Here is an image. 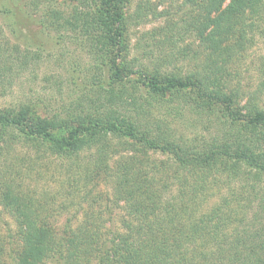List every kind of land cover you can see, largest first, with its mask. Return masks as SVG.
I'll list each match as a JSON object with an SVG mask.
<instances>
[{
    "label": "trees",
    "instance_id": "trees-1",
    "mask_svg": "<svg viewBox=\"0 0 264 264\" xmlns=\"http://www.w3.org/2000/svg\"><path fill=\"white\" fill-rule=\"evenodd\" d=\"M68 1L70 18L53 11L46 19L90 39L109 89L104 102L76 103L63 116L42 117L28 104L0 109V204L15 223L0 235V264H264V98L253 92L242 103L238 88L225 83L234 62L264 34V0H158L167 11L156 16L143 2L136 6L132 22L165 17L149 32L162 37L154 39L160 48L175 50L187 37L178 56L188 59L195 45L191 71L164 68L178 59L163 51L152 69L136 71L148 106L153 102L176 122L192 115L216 127L208 141L191 142L142 106L124 108L134 73L126 61L130 0ZM2 56L3 77L14 57ZM20 151L30 155L28 163L14 155ZM156 153L166 160L157 162ZM44 159L63 170L53 193L29 184L37 183L36 167H47ZM102 176L111 187L105 208L123 213L118 228L105 229L99 211L69 212Z\"/></svg>",
    "mask_w": 264,
    "mask_h": 264
},
{
    "label": "rangeland",
    "instance_id": "rangeland-1",
    "mask_svg": "<svg viewBox=\"0 0 264 264\" xmlns=\"http://www.w3.org/2000/svg\"><path fill=\"white\" fill-rule=\"evenodd\" d=\"M140 2L150 6L155 16L156 12L167 11L166 4H161L158 0H130L126 10V28L129 37L126 61L132 64L134 73L128 77L125 84L123 97L128 103H124V108L131 111L134 107L142 106L152 114V119H163L173 129L180 132L187 141L191 142L195 137L198 141L201 139L208 141L216 131V127L213 123L210 124L209 120L203 118V121H195L193 119L195 116L185 115L183 120L176 122V119L166 115L162 108H156L153 102H151L152 106L147 104V101L151 100L147 97L138 72H136L139 65L152 69L156 65V58L166 54L167 57L177 56L178 60H170L169 66L164 68L181 73L191 71L194 68L189 58L195 45L193 50L187 54L188 59L178 56L183 45L190 41L187 37L183 38L184 42L175 44L178 46L175 50L173 47L160 48L156 45L154 39L161 40L162 37L152 38L149 32H156L158 27L163 26L165 17L154 18L149 14L143 23L132 22V15ZM3 4L7 12L2 9ZM73 5L68 0H0V74L1 69L6 67L2 54L14 57L13 60L6 61L7 67L11 70L6 71L5 76H0V109L28 104L36 110L38 115L51 117L52 115L63 116L76 103L87 107L90 105L88 104L90 100H96L98 97L104 102L105 92L109 89L107 87L109 80L107 68L98 56L101 54L96 52L90 39L78 30H72L69 25L63 26V24L54 28L49 23V19H46V13L51 14L53 11L56 13L55 16L70 18ZM171 12L172 14L174 12L173 19L177 20L179 14L175 12V9ZM5 40L9 42V45ZM15 47L17 51H14ZM160 51H163V54H160ZM27 52L31 53V56H25ZM260 69L264 70V34L259 37L255 36L251 46L244 51L242 59L234 62L231 75L228 81H225L229 88H238L242 103H245L248 94L253 92H257L259 97L264 98V71L260 72ZM131 97L135 98L134 104H131ZM186 123L192 126L188 124L184 127ZM14 155L24 158L26 163L31 159L30 155L23 151L14 153ZM14 157L16 156L12 155V158ZM152 157L157 162L166 160L159 153ZM48 161L49 159L43 160V164L46 163L47 167H36L35 172L38 174L36 176L33 174L32 180L37 183L29 182V184L38 191L46 188L53 193L64 174L58 166L60 164H48ZM111 164L112 161L108 165ZM223 178L221 179L224 180ZM236 181L228 182L231 188L237 187ZM92 186L90 196L80 198L76 207H71L69 212L78 214L81 206L82 212L99 211L106 219L105 229L113 228V226L118 228V215L123 213L118 208L113 210L108 209L107 206L105 208L111 198L109 178L99 177ZM220 195H227V185L223 182L220 183ZM89 199L95 201L94 206H88ZM14 228L13 217L0 204V235H4L6 231L12 232Z\"/></svg>",
    "mask_w": 264,
    "mask_h": 264
}]
</instances>
